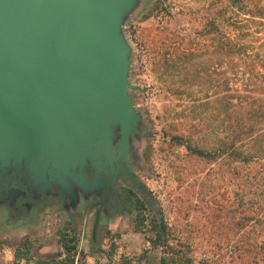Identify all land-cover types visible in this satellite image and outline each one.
Segmentation results:
<instances>
[{
  "label": "rangeland",
  "instance_id": "1",
  "mask_svg": "<svg viewBox=\"0 0 264 264\" xmlns=\"http://www.w3.org/2000/svg\"><path fill=\"white\" fill-rule=\"evenodd\" d=\"M220 5L219 0H139L123 32L132 48L129 79L138 88L130 95L142 116L129 159L146 188L112 209L97 228L95 210H88L86 203L65 204L51 194L23 211L4 196L0 264L62 260L65 235L75 236L84 253L76 256V264L79 257L85 264H122L125 257L144 262L149 254L161 252L147 240L154 236V223L163 219L188 236L190 230L208 231L226 217L236 190L229 156L216 159L192 150L211 152L219 146L225 116L217 99L229 92L248 99L264 97V77L249 81L252 74L240 57L218 49L220 34L199 35L203 27H210ZM243 12L235 16L230 9L226 14L220 11L223 35L247 43L255 58L264 57V19L254 20ZM233 15L243 23L242 29L232 27ZM164 39L167 46L161 43ZM233 59L238 66L231 64ZM27 245L32 247L29 261L17 259L15 250Z\"/></svg>",
  "mask_w": 264,
  "mask_h": 264
},
{
  "label": "water",
  "instance_id": "2",
  "mask_svg": "<svg viewBox=\"0 0 264 264\" xmlns=\"http://www.w3.org/2000/svg\"><path fill=\"white\" fill-rule=\"evenodd\" d=\"M138 2L0 0L2 171L87 191L86 166L128 158L142 116L123 25Z\"/></svg>",
  "mask_w": 264,
  "mask_h": 264
},
{
  "label": "trees",
  "instance_id": "3",
  "mask_svg": "<svg viewBox=\"0 0 264 264\" xmlns=\"http://www.w3.org/2000/svg\"><path fill=\"white\" fill-rule=\"evenodd\" d=\"M219 2L221 5L215 11V16L209 20L211 28L203 27L199 35L213 37L216 33L220 34V41L217 40L218 49L228 51L231 56L240 57L248 73L252 74L249 81L264 77V57L255 58L256 56L249 52L247 43L243 44L234 37L224 36L223 23L219 20L224 16L220 13L223 9L225 14L229 9L235 16L241 11H248L243 14L254 20L264 19V0ZM242 24L239 20H233L231 25L242 29ZM161 43L167 46L165 39ZM199 49H203V46ZM169 50H166V55L171 51ZM231 64L239 65L234 59ZM217 102L223 106L225 116L222 120L223 136L219 140V146L211 152L200 148H194L192 151L197 155L212 156L216 159L224 154L229 156L232 163L230 173L236 190H232L228 200L226 217L215 222L208 231L190 230L188 236L180 235L178 228L169 227L162 219L152 226L154 236L147 238L153 246H160L161 252L153 257L149 254L144 262H134L132 258L125 257L122 264H264V97L248 99L241 94L229 92L218 98ZM222 209L219 205V210ZM61 244L65 258L52 262L40 259V264H76V256H84L78 249L75 236L65 235ZM31 248L30 245L25 249L18 247L15 250L16 258L25 257L29 261ZM147 253L148 248L144 250L143 255ZM77 264L85 263L79 257Z\"/></svg>",
  "mask_w": 264,
  "mask_h": 264
},
{
  "label": "flooded vegetation",
  "instance_id": "4",
  "mask_svg": "<svg viewBox=\"0 0 264 264\" xmlns=\"http://www.w3.org/2000/svg\"><path fill=\"white\" fill-rule=\"evenodd\" d=\"M15 170L18 168L5 171L0 169L1 191L5 194V201H14L23 211L28 205H39L51 194L58 196L65 204L86 203L88 210H95V228L112 209L126 202L129 196L136 195L140 189L146 188L132 167L129 156L127 159L115 161L113 166H106L105 170L86 166L84 170L87 173L89 187L86 193L74 182L72 189L59 184L50 187L48 183H35L23 170L19 172ZM96 177L99 178V183L94 182ZM59 188L62 190L61 193L58 192Z\"/></svg>",
  "mask_w": 264,
  "mask_h": 264
}]
</instances>
